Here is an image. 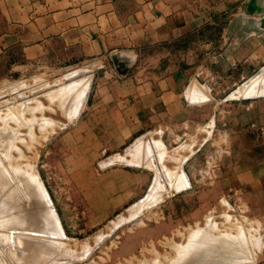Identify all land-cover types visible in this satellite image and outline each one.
<instances>
[{
	"label": "rangeland",
	"instance_id": "374dc122",
	"mask_svg": "<svg viewBox=\"0 0 264 264\" xmlns=\"http://www.w3.org/2000/svg\"><path fill=\"white\" fill-rule=\"evenodd\" d=\"M249 3L105 56L0 40V264H264V0Z\"/></svg>",
	"mask_w": 264,
	"mask_h": 264
},
{
	"label": "crops",
	"instance_id": "0c3cea01",
	"mask_svg": "<svg viewBox=\"0 0 264 264\" xmlns=\"http://www.w3.org/2000/svg\"><path fill=\"white\" fill-rule=\"evenodd\" d=\"M247 2L248 0H0V40L3 48L18 46L25 50L32 49L34 55L38 56L46 49L57 48L75 54L77 52L79 56H105L120 49L179 41L183 34L196 25V18L219 14L207 11V8L228 9L237 3L245 5ZM257 3L262 6L260 0ZM257 75L258 78L263 77L264 72L262 76ZM249 90L244 88L239 94H260L258 90Z\"/></svg>",
	"mask_w": 264,
	"mask_h": 264
},
{
	"label": "bare ground",
	"instance_id": "6f19581e",
	"mask_svg": "<svg viewBox=\"0 0 264 264\" xmlns=\"http://www.w3.org/2000/svg\"><path fill=\"white\" fill-rule=\"evenodd\" d=\"M251 2H252V4L254 5H256L257 7H260L259 5H258V3H257V0H251ZM263 72V71H262ZM260 75V74H259ZM258 76V75H257ZM260 77V76H259ZM257 78V77H256ZM88 80H89V78H88ZM259 80V79H258ZM255 81V80H254ZM76 83V82H75ZM74 83V84H75ZM78 83V82H77ZM253 83V82H252ZM252 85V84H251ZM79 86V85H78ZM71 87V86H70ZM78 88V87H77ZM71 89V88H70ZM71 90H74L73 88L71 89ZM247 90V89H246ZM248 90H249V88H248ZM241 91H242V89H241ZM244 91V90H243ZM250 91V90H249ZM71 92V91H70ZM72 92H74V91H72ZM61 93V92H60ZM242 93V92H241ZM243 93H245V91L243 92ZM247 93V92H246ZM257 94H258V92H257ZM61 95H63V94H61ZM242 95V94H241ZM72 107V106H71ZM160 144V143H159ZM161 148V147H160ZM159 150V149H158ZM162 150V149H161ZM164 152V151H163ZM140 154V153H139ZM170 175V174H169ZM169 177V176H168ZM172 177V176H171ZM170 179V178H169ZM36 180V179H35ZM6 181H8V180H6ZM38 181V180H37ZM177 181V180H176ZM171 182V181H170ZM7 182H5V184H6ZM8 183H9V181H8ZM37 183H40V182H37ZM181 183V182H180ZM20 185V184H19ZM172 185V184H171ZM174 185V184H173ZM182 185V184H181ZM181 185H179V184H177L175 187H177L178 186V188H179V186H181ZM8 186V185H7ZM41 186V185H40ZM39 186V187H40ZM4 187L5 186H3V185H1V183H0V203H5L6 201H8L7 200V198H6V195H8V193L10 192V191H5L4 190ZM16 187V186H15ZM20 187V186H19ZM155 187V186H154ZM153 187V188H154ZM37 189V187L35 188V189H33V191L34 190H36ZM42 189V188H41ZM3 190V191H2ZM154 190H155V188H154ZM154 190H152L153 192H154ZM2 191V192H1ZM13 191V190H12ZM30 191V190H29ZM159 190H157V192H158ZM37 194H39L41 191H40V189L38 190L37 189V191H35ZM160 192V191H159ZM2 193H3V195H2ZM33 193V192H32ZM31 193V194H32ZM43 193V192H42ZM157 194V193H156ZM156 194H155V196H156ZM153 196V195H152ZM151 196V197H152ZM158 196V195H157ZM151 197H149V198H151ZM159 197V196H158ZM45 198H47V202H49V205H52L51 204V201H50V199H49V196L47 195V196H45ZM154 198H156V197H154ZM157 199V198H156ZM159 199V198H158ZM153 200H155V199H153ZM153 200L152 201H150V200H148V198L144 201V203H141V204H138V205H136L137 207L135 208V210H133V212H134V214L135 213H140V211L144 208V207H146L149 203H153ZM159 201V200H158ZM5 205V204H4ZM148 207V206H147ZM49 208H50V210H48L47 211V213L50 215V212L52 211L51 209V206H49ZM134 209V208H133ZM54 210V209H53ZM132 210V209H131ZM33 213V212H32ZM52 213V212H51ZM132 215H133V213H132ZM45 219H47L46 217H44ZM49 218V217H48ZM41 219V218H40ZM124 220V219H123ZM41 221V220H40ZM56 221H57V224H59L60 222L57 220V218H56ZM60 225V224H59ZM32 228H33V226H32ZM60 229V228H59ZM201 230L202 229H199V232L201 233ZM207 231V230H206ZM254 231V230H253ZM10 232V231H9ZM32 232V231H31ZM195 232V231H194ZM194 232H193V235H196V234H194ZM197 233H199L198 231H196ZM195 232V233H196ZM208 232H209V230H208ZM192 233V232H191ZM203 233V232H202ZM201 233V234H202ZM3 234H5V232L3 233ZM17 234V233H16ZM35 234V233H34ZM207 234V233H206ZM61 235H63V234H61ZM208 235H209V233H208ZM210 235H211V233H210ZM209 235V236H210ZM213 235V234H212ZM242 236V235H241ZM10 237V235L7 233V240L8 239H10L9 238ZM16 237H18V236H16ZM199 237H202V235L201 236H199ZM214 237H215V235H214ZM15 238V237H14ZM21 238V237H20ZM203 238V237H202ZM256 238V237H255ZM191 239V238H190ZM216 239V238H215ZM218 239V238H217ZM239 239H241V238H239ZM245 239V238H244ZM48 240V239H47ZM209 240H210V238H209ZM243 240V239H242ZM242 240H240V241H242ZM191 241L192 240H190V243H191ZM11 242V241H10ZM189 244V243H188ZM187 244V245H188ZM200 245V244H199ZM174 246V245H173ZM17 247V246H16ZM182 247V246H181ZM50 248V247H49ZM194 249V250H193ZM197 247H196V245H194V247L192 248V253H190V254H184V253H182V255H184L183 257V260L184 261H186V260H190L191 258H193V257H197L198 256V253H200L199 251H197ZM39 250H41V249H39ZM47 250V249H46ZM45 250V251H46ZM188 250V249H187ZM231 250V249H230ZM41 251H43L44 252V249H42ZM41 251H37L36 250V252H35V254L36 253H39V254H41L42 252ZM18 252V251H17ZM33 252V251H32ZM91 252V251H90ZM10 253V252H9ZM45 253H47V252H45ZM37 255V254H36ZM44 255V254H43ZM181 255V254H180ZM39 256V255H38ZM61 256H63V255H61ZM35 258H37V257H35ZM234 258V257H233ZM29 260H31V259H29ZM34 260V259H33ZM39 260H40V256H39ZM172 260H174V259H172ZM30 262V261H29ZM37 262H39V261H37ZM197 263V262H196ZM195 263V264H196ZM23 264V263H22ZM171 264V263H170Z\"/></svg>",
	"mask_w": 264,
	"mask_h": 264
},
{
	"label": "water",
	"instance_id": "95a60500",
	"mask_svg": "<svg viewBox=\"0 0 264 264\" xmlns=\"http://www.w3.org/2000/svg\"><path fill=\"white\" fill-rule=\"evenodd\" d=\"M261 8H262V6L261 7H257L255 4L253 5L252 2H251V0H250V3L248 5L247 10H248V12H258V11L260 12L261 11Z\"/></svg>",
	"mask_w": 264,
	"mask_h": 264
}]
</instances>
